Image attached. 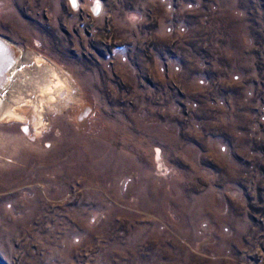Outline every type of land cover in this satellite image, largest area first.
<instances>
[{"label": "rangeland", "instance_id": "obj_1", "mask_svg": "<svg viewBox=\"0 0 264 264\" xmlns=\"http://www.w3.org/2000/svg\"><path fill=\"white\" fill-rule=\"evenodd\" d=\"M0 37L74 86L0 124V264H264V0H0Z\"/></svg>", "mask_w": 264, "mask_h": 264}, {"label": "bare ground", "instance_id": "obj_2", "mask_svg": "<svg viewBox=\"0 0 264 264\" xmlns=\"http://www.w3.org/2000/svg\"><path fill=\"white\" fill-rule=\"evenodd\" d=\"M100 12L101 9L96 14ZM4 42L0 39V45ZM14 47L0 48V124H25L22 131L27 135L33 129L40 140L48 114L68 107L74 99V86L69 76L50 59ZM89 107L83 104L77 109L74 118L78 123L84 122Z\"/></svg>", "mask_w": 264, "mask_h": 264}, {"label": "water", "instance_id": "obj_3", "mask_svg": "<svg viewBox=\"0 0 264 264\" xmlns=\"http://www.w3.org/2000/svg\"><path fill=\"white\" fill-rule=\"evenodd\" d=\"M1 38V37H0ZM4 40V39H3ZM6 41V40H5ZM9 46V47H8ZM11 47L12 48H15L14 45H12V42H9V41H6L3 43V45H0V48L4 49V50H7Z\"/></svg>", "mask_w": 264, "mask_h": 264}, {"label": "clouds", "instance_id": "obj_4", "mask_svg": "<svg viewBox=\"0 0 264 264\" xmlns=\"http://www.w3.org/2000/svg\"><path fill=\"white\" fill-rule=\"evenodd\" d=\"M72 2L74 3V0H72ZM97 7H99V5H97Z\"/></svg>", "mask_w": 264, "mask_h": 264}, {"label": "snow or ice", "instance_id": "obj_5", "mask_svg": "<svg viewBox=\"0 0 264 264\" xmlns=\"http://www.w3.org/2000/svg\"><path fill=\"white\" fill-rule=\"evenodd\" d=\"M74 4H75V0H74Z\"/></svg>", "mask_w": 264, "mask_h": 264}]
</instances>
